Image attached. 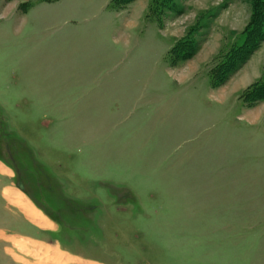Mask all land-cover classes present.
<instances>
[{"label": "rangeland", "instance_id": "obj_1", "mask_svg": "<svg viewBox=\"0 0 264 264\" xmlns=\"http://www.w3.org/2000/svg\"><path fill=\"white\" fill-rule=\"evenodd\" d=\"M151 2L0 0V233L98 264H264V101L240 97L264 0ZM12 162L56 233L7 204ZM35 261L0 239V264Z\"/></svg>", "mask_w": 264, "mask_h": 264}, {"label": "crops", "instance_id": "obj_2", "mask_svg": "<svg viewBox=\"0 0 264 264\" xmlns=\"http://www.w3.org/2000/svg\"><path fill=\"white\" fill-rule=\"evenodd\" d=\"M13 186H14L13 189L12 188H3L4 191H2V192H3L4 198H5V192L6 191L17 192L18 194H20L24 198V200H26L29 203V205H31V207H33L36 210V212H38V214L41 217L44 218V222L46 223V225H44L42 227L37 226L36 224L31 222L21 212L20 209H18L15 205L9 203L6 200V198H5L7 204H9L10 207L14 208L16 211H18L20 216L24 219V221L27 222L33 228L38 229V231L47 232V233H56L59 230L58 219L55 218L54 216L49 219L46 216L49 213L46 210H44L43 206H40L37 202H35V205H38L39 207H41V212L38 211L36 209V207L32 204V199L33 198L31 197L30 193L28 192V189H23V188L15 185L14 183H13ZM128 196H129V199L131 200L132 199L131 195L128 194ZM48 216H50V214ZM0 239L2 241H4V242H8V243L12 244L14 247L19 249L20 252L23 253L25 256L34 258L36 260L35 264H41V263H45L46 264V262L43 260V257H41L42 256L41 253H43L46 250L55 252L58 257H63V258L72 260L71 264L72 263H74V264H92V263H88V262H94V263H97V264L99 263V262H95V261H92V260L84 259L81 256H79L78 254H74L72 252H68L66 249H64L61 246V244L59 242L43 243V242L35 241V240H32V239L30 240V239L24 238L23 236L12 235V234H9V233H6V234L0 233ZM3 250L4 251L7 250L6 246L3 247ZM85 260L87 262H85ZM65 263L66 264H70V262L69 263L65 262Z\"/></svg>", "mask_w": 264, "mask_h": 264}, {"label": "trees", "instance_id": "obj_3", "mask_svg": "<svg viewBox=\"0 0 264 264\" xmlns=\"http://www.w3.org/2000/svg\"><path fill=\"white\" fill-rule=\"evenodd\" d=\"M133 1L135 0H111V4L115 8L119 9V8H122L128 5L129 3ZM155 1L156 0H152L150 8H149L150 10L152 8V5L155 3ZM253 14L254 15L252 16L249 24L250 25L253 24L254 30L252 33L253 35H257L260 29L259 23L263 20V17H264V3H260L259 7L255 6L253 9ZM257 38H259V35H257ZM262 41H264V39ZM258 45L259 44L256 43L254 47H252L251 49H247L246 52L244 53L245 56L241 53V51L243 50L242 47H239L238 49H235V50L233 49L229 50L223 57L224 61L222 63L218 62L216 65H214L210 69L209 75H210L211 83L215 85L217 84V82L218 83L225 82V80L235 70L232 66H234L237 63V61L240 60V58H242L243 56H244L243 59L245 57L249 58V56H251V54L254 52V50L257 48ZM173 50H172V53H173ZM240 97H241V100L249 104H253L259 101H264V79L262 81L255 83L248 90L243 92Z\"/></svg>", "mask_w": 264, "mask_h": 264}, {"label": "bare ground", "instance_id": "obj_4", "mask_svg": "<svg viewBox=\"0 0 264 264\" xmlns=\"http://www.w3.org/2000/svg\"><path fill=\"white\" fill-rule=\"evenodd\" d=\"M5 198L9 203L15 205L18 209H20L21 212L37 226L42 227L46 225V223L44 222V218L41 217L38 212H36V210L31 207V205H29V203L24 200V198L17 192L6 191ZM41 255L43 257V260H45L46 264H66V260L72 261L70 259L58 257L55 252L48 250L44 251Z\"/></svg>", "mask_w": 264, "mask_h": 264}, {"label": "flooded vegetation", "instance_id": "obj_5", "mask_svg": "<svg viewBox=\"0 0 264 264\" xmlns=\"http://www.w3.org/2000/svg\"><path fill=\"white\" fill-rule=\"evenodd\" d=\"M5 153L8 154L9 157L11 158V156H12L11 155V148L8 145H6V147H5ZM11 161H13V159ZM11 164L12 165H10V169L13 172V178H14L13 183L15 185L23 188V189H27V187H26V184H27L26 178L22 175V173L20 172V170H19L17 164H15V162H12ZM46 181L48 183L49 182V179H46ZM47 183H46L45 188L48 187L47 186Z\"/></svg>", "mask_w": 264, "mask_h": 264}]
</instances>
